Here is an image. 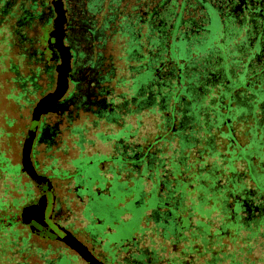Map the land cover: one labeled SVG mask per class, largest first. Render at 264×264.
Returning a JSON list of instances; mask_svg holds the SVG:
<instances>
[{"label": "flooded vegetation", "instance_id": "flooded-vegetation-1", "mask_svg": "<svg viewBox=\"0 0 264 264\" xmlns=\"http://www.w3.org/2000/svg\"><path fill=\"white\" fill-rule=\"evenodd\" d=\"M0 48L17 112L0 264H243L264 246V0H0ZM215 136L227 161H202ZM172 140L194 164L164 158Z\"/></svg>", "mask_w": 264, "mask_h": 264}, {"label": "rangeland", "instance_id": "rangeland-1", "mask_svg": "<svg viewBox=\"0 0 264 264\" xmlns=\"http://www.w3.org/2000/svg\"><path fill=\"white\" fill-rule=\"evenodd\" d=\"M213 45L219 47L220 46V39L219 38L215 39V41H213ZM186 56H187V53L185 51H182L180 54V57L184 58ZM7 77H8V74H5L4 72L1 71V64H0V125L3 126L6 131H8V130L13 131V130H15V125L12 124V126H9L8 123H4L3 116H1L2 113H5L7 115V118L5 117V121H8L11 117H15V115L17 113L15 111V106L13 105L12 101L5 96L9 93L8 85L5 84V80L7 79ZM143 121H144V125H146L147 123L149 124L148 130L151 133V135L159 134V132L156 130V127H155L156 124L158 123L157 119L152 120L150 118L149 121H147L145 119H143ZM146 121H147V123H146ZM239 124L240 123H237L236 120L235 121L231 120L229 122L230 127L233 129V134L235 135L234 137L236 140V146L238 147V143L243 146V147H238V152L242 155V158L244 159L243 164H247V162H245V161L247 159H249V157L251 156L250 155L251 151L249 149H245L246 148L245 146L248 143V138H246V137H244L238 133L237 127ZM228 127L229 126L227 124H224V125H222L221 129L224 132L228 133ZM144 129H146V128L144 127ZM164 132H165V130L160 131V134L163 135ZM211 132L213 133L214 131L211 130ZM253 135H255V133H253L252 135H249L250 139H253ZM171 136H172L171 134L167 135V137H171ZM16 137L17 136H15V135H10V134H5V133L2 134V132L0 131V151H2L4 148L5 149L4 154L7 156H11L14 161H15L16 156H17ZM219 140H220L219 136H215V138L213 140L214 141L213 142V147H214L213 154L214 155H212L211 158H207V159L202 158V161L208 162V161L216 160L217 162L219 161L220 163H222L221 160L227 161V157L229 154L226 150H224L225 147H224V145L220 144ZM260 142H261V138L254 139L253 144H254V147L256 150L261 147ZM171 144H172V148L170 150H166V152L163 155L164 158L171 159L170 156L172 155L171 156L172 160L178 161L181 163V165H184V166L195 163L194 160L197 158V156L195 154L188 152L187 150L184 151L183 154H181L178 152V150L174 151V148L178 147V144L175 142V140H172ZM204 148L210 150L211 147L204 146L202 149H204ZM171 153H173V154H171ZM85 161H88V159H85ZM251 162H252L254 169L259 167V163L256 160L252 159ZM4 163H6L7 168L10 167V164L7 163L6 159L2 162V164H4ZM180 178H181V181L193 180V177L190 175H187V174H183ZM7 183H8V181H7ZM261 183L264 184V181H262ZM2 190H3V188L1 187V184H0V195L2 194ZM5 198L9 199V196H5ZM21 202H22V200L19 201L18 204L20 205ZM0 203H2V200H0ZM18 204L15 205L16 208L18 207ZM171 243H172L171 241H168L165 243L164 252L160 253V255L162 254L166 258H170L171 256L174 255L173 246ZM177 246L180 247V245H177ZM229 247H230V251L232 252L233 247L231 245ZM263 249H264V246L260 247L259 245L256 244L254 249L251 250V253L247 255L246 259H244L243 256L237 255L236 252H234V256H235V259L239 260L240 263H243V264H256V263L257 264H264V253L261 252ZM235 250L236 249H234V251ZM255 257H259V258H261V260L259 259L260 261H258L255 259ZM205 261H206L205 259H202V260L199 259L195 262V264H203ZM227 262L228 261H226L223 264H228Z\"/></svg>", "mask_w": 264, "mask_h": 264}, {"label": "water", "instance_id": "water-1", "mask_svg": "<svg viewBox=\"0 0 264 264\" xmlns=\"http://www.w3.org/2000/svg\"><path fill=\"white\" fill-rule=\"evenodd\" d=\"M29 132H31V130ZM31 140H32V135H31V133H29L26 136L25 144H24V148H25L24 149V153L25 154H27V151H28V148L30 146ZM48 204H49L48 207H46V209H45V211H46L45 213L46 214H50L51 213V209H52L51 208V206H52L51 199L49 200ZM38 205H39V203H36V202L29 203L23 208V212L32 211L33 209H36L38 207ZM45 213H44V215H46ZM50 236L52 238H59V239L65 241V242H68L69 244H71V246H74L79 252L81 250V247L78 246L79 242L71 234H69L65 229H63V228H61V227H59L57 225H55L54 230H53L52 234H50Z\"/></svg>", "mask_w": 264, "mask_h": 264}]
</instances>
